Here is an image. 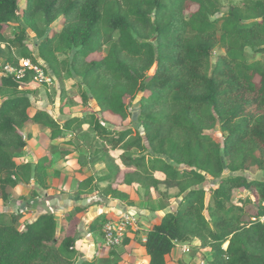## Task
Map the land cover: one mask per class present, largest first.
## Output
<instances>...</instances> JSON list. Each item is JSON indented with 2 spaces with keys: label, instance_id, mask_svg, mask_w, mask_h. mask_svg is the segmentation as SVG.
Wrapping results in <instances>:
<instances>
[{
  "label": "trees",
  "instance_id": "1",
  "mask_svg": "<svg viewBox=\"0 0 264 264\" xmlns=\"http://www.w3.org/2000/svg\"><path fill=\"white\" fill-rule=\"evenodd\" d=\"M25 2V27L6 40L4 29L20 9L18 0H0V71L28 59L44 65L54 80L73 75L84 88L81 105L91 96L100 113L121 121L131 118L130 104L140 97L136 122L142 134L133 127L110 130L94 113L61 125L43 110L30 115L22 83L2 73L0 201L8 200V190L48 188L45 159L15 161V152L27 146L20 134L26 123L47 130L52 141L87 126L101 143L96 153L103 156L106 174L96 179L75 171L78 190L131 207L128 194L114 186L120 180L145 193L162 186L180 198L174 212L146 230L147 264H167L175 245L188 241L209 251L207 264H264V180L237 175L250 168L264 172V59L253 56H264V0L231 3L221 16V0ZM37 16L46 27L61 19L60 29L45 34ZM27 29L39 40L36 57L25 43ZM64 52L70 57L60 59ZM94 55L99 58L90 60ZM216 126L222 142L209 134ZM115 152H121L118 158ZM208 179L214 187L205 190ZM99 182L106 184L100 188ZM238 190L254 200L247 196L233 203ZM18 218L0 212V264L77 263L76 239L57 237L51 213L39 214L22 230ZM98 223L97 218L89 223L88 231L98 232ZM129 241L125 237L121 245Z\"/></svg>",
  "mask_w": 264,
  "mask_h": 264
},
{
  "label": "rangeland",
  "instance_id": "2",
  "mask_svg": "<svg viewBox=\"0 0 264 264\" xmlns=\"http://www.w3.org/2000/svg\"><path fill=\"white\" fill-rule=\"evenodd\" d=\"M221 1L223 9L218 16L223 15L231 3H238L241 0ZM25 5V0H18L20 9L18 18L15 22L5 27L4 35L6 40H11L14 32H17L21 27H25L22 21V10ZM40 18V16H37L36 20L45 34L50 35L60 29L61 19L46 27ZM26 32L25 43L28 51L36 57V46L39 40L29 29ZM11 50L13 55L17 56V51L14 48ZM246 52L248 54L251 53L249 49ZM216 54L217 52L214 51L213 57ZM253 56L257 60L264 59V56ZM69 57V52L59 54L60 59ZM98 58L97 55L89 57L90 60ZM1 65L2 60L0 59ZM2 73L0 71V76ZM20 89L30 97L32 104L30 115L35 110H45L61 125L68 118H84L88 114L94 113L100 118L103 125L110 130L120 131L133 127L142 134L141 128L136 122L140 97H137L130 104L131 118L121 121L117 117L100 113L91 96H88L87 105H81L79 103L80 94L84 88L80 85L79 79L73 75H64L60 80H52L50 87L28 77L23 81ZM61 92H63V97H61ZM20 134L26 140L27 146L24 150L15 152V161H34L37 159L38 152L41 153L46 160L48 188L42 190L36 184H31L25 186L20 193L8 190V200L6 202L0 201V212L18 216L17 228L19 230H22L26 222L32 221L40 213H51L56 221L57 237L61 238L69 235L76 239V246L80 254L76 264L93 258L95 264H112L114 262L116 264H146L142 238L146 230L158 223L165 213L176 210L180 200L176 191L165 190L160 186V191L145 193L136 185L130 187L120 185V180H118L114 183V186L120 190H125L133 200V205L129 207L124 203L117 202L118 204L111 206L112 211L110 213L97 217L100 229L92 239H87L85 235L88 231V226L84 225L86 223L82 219L83 213H74L72 208L75 205L90 207L92 205L100 206L103 203L98 201L99 192L94 191L89 194L78 190L79 180L74 176V172L80 170L85 176H93L96 179L106 174L104 165L101 163L103 156L96 153V150L101 147L100 141L95 138L94 133L87 126H82L74 133L54 141L49 139L47 130L31 122L25 124L20 130ZM209 134L222 142L223 138L218 126L210 131ZM64 152H67V154H64ZM120 154L121 152H115V158H118ZM227 174V172L224 173V175ZM237 175H242L248 180H264V172L254 168ZM214 183V181L208 179L202 187L205 190H209L214 187ZM105 184L104 182H99L98 186L102 188ZM247 196L254 200L253 195L247 191H235L233 203H236L239 198ZM208 201L209 195L206 194L205 204ZM56 206H59L60 209H56ZM68 210H71L70 213L67 212ZM68 216H70L69 219ZM123 216L132 217L136 221L138 230L127 232V238H131L130 244L128 243L126 246H111L104 237V228L108 224L119 221ZM205 216L207 217L206 213ZM185 245L188 247V252L182 253L180 246L178 257L174 256L168 259L167 264H207V256H210L208 250H200L198 243L195 241H188Z\"/></svg>",
  "mask_w": 264,
  "mask_h": 264
},
{
  "label": "built area",
  "instance_id": "3",
  "mask_svg": "<svg viewBox=\"0 0 264 264\" xmlns=\"http://www.w3.org/2000/svg\"><path fill=\"white\" fill-rule=\"evenodd\" d=\"M3 74L12 76L17 82L23 83L26 78H33L34 81L44 83L51 86L54 78L48 72L44 65L40 62L33 64L28 59L20 60V66L14 68L11 66H4ZM130 230H138L136 221L130 216H123L119 221L108 224L104 228V237L107 243L111 246H120L125 237H128L127 232ZM177 246V244L175 245ZM182 253L188 252L187 245H181Z\"/></svg>",
  "mask_w": 264,
  "mask_h": 264
},
{
  "label": "crops",
  "instance_id": "4",
  "mask_svg": "<svg viewBox=\"0 0 264 264\" xmlns=\"http://www.w3.org/2000/svg\"><path fill=\"white\" fill-rule=\"evenodd\" d=\"M30 98V97H29ZM43 111H45V110H43ZM45 112H47V111H45ZM48 113V112H47ZM40 159H45L44 158V156L41 154V153H39L38 152V155H37V159L36 160H34V161H22V162H16V163H18V164H20V163H23V162H30V163H35V162H37L38 160H40ZM46 173H47V166H46ZM155 177L156 178H158V179H160V180H163V175H161V174H159V173H156L155 174ZM22 191V190H21ZM122 192H124V193H126L125 192V190H121ZM126 194H128V193H126ZM129 196V195H128ZM129 198H130V200L133 202V200L131 199V197L129 196ZM98 201H101L103 204H105V205H100V206H98V205H92V206H90V207H87V206H85V205H75L72 209H74L75 207H80V208H85V211L84 212H82L83 213V215H82V219L85 221V223L86 224H84V225H87L88 226V224L89 223H91L93 220H95L97 217H99L100 215H105V214H107V213H110L111 211H112V209L110 208L111 206H115L116 204H118L117 202H119V201H117V200H112V199H107V198H102L101 196H99V199H98ZM56 209H60V207L59 206H56L55 207ZM70 211L71 210H68L67 212L68 213H70ZM73 211V210H72ZM43 213H46V212H43ZM43 213H40V214H43ZM38 216V215H37ZM36 216V217H37ZM95 233L96 232H92V233H90L89 231H87V233H86V238L88 239H92L93 237H94V235H95ZM99 239V238H98ZM129 239H130V241H129V244H130V242H131V238L129 237ZM144 240H145V235H144V237L142 238V243L144 242ZM185 244H187V243H178V245L177 246H175L174 247V249H173V251H172V253L170 254V256L168 257V259H170V258H172V257H174V256H176V257H178V253H180V251H179V247L181 246V245H185ZM225 247V246H224ZM175 252H177V253H175ZM208 253H209V251H208ZM209 255H210V253H209ZM145 257H146V264H147V256L145 255ZM92 260V259H91ZM91 260H87V261H91ZM210 260V256H207V262Z\"/></svg>",
  "mask_w": 264,
  "mask_h": 264
}]
</instances>
